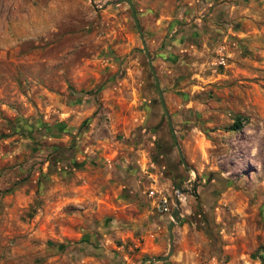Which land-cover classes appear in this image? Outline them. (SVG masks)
I'll use <instances>...</instances> for the list:
<instances>
[{"label": "rangeland", "instance_id": "1", "mask_svg": "<svg viewBox=\"0 0 264 264\" xmlns=\"http://www.w3.org/2000/svg\"><path fill=\"white\" fill-rule=\"evenodd\" d=\"M107 1L0 0V264L165 255L185 184L172 255L145 264H264V0H131L175 139Z\"/></svg>", "mask_w": 264, "mask_h": 264}, {"label": "water", "instance_id": "2", "mask_svg": "<svg viewBox=\"0 0 264 264\" xmlns=\"http://www.w3.org/2000/svg\"><path fill=\"white\" fill-rule=\"evenodd\" d=\"M120 2H126L128 4V6H129V8H130L131 16L133 18L135 27H136L137 32L139 34V38L141 40L144 53H145V55H146V57L148 59V62L150 64V68H151V71H152V74H153V77H154V80H155L156 87L158 89V93H159V96H160V100L162 102V106L164 108V112H165L166 118H167L168 123L170 125V128L172 130L173 137L175 139L174 131L172 129V124H171V121H170V117L168 115V112H167V110H166V108L164 106V102H163V99H162V92L160 91V88H159L158 78H157L155 70H154V68H153V66L151 64V57H150V54H149V50H148V48L146 46V43H145V40H144V37H143V33H142V29H141V26L139 24L138 17H137L136 11H135V7H134L132 1L131 0H109V1H107V4H116V3H120ZM180 213H181L180 206L176 205L175 208H174L173 213L171 214L172 220L168 224V244H169V247H168L167 254L161 255V256H145V257L142 258V260L140 261L139 264H145L147 262H163V261H166L172 255V252H173V249H174V246H173V227H174L175 223H178L180 221V218H181V214ZM258 258L261 261H263V259L260 256Z\"/></svg>", "mask_w": 264, "mask_h": 264}, {"label": "built area", "instance_id": "3", "mask_svg": "<svg viewBox=\"0 0 264 264\" xmlns=\"http://www.w3.org/2000/svg\"><path fill=\"white\" fill-rule=\"evenodd\" d=\"M188 181H190V180H188ZM191 193H192L191 184H185L184 187H181V188H178L175 190V192H174L175 203H176V205L180 206V209L182 208V206H184L187 203L188 198L191 196ZM154 194H155L154 190L151 189L149 191V195L152 196ZM159 202H160L159 205L162 207V209L167 211L168 207L165 205L166 204V198L164 196H160Z\"/></svg>", "mask_w": 264, "mask_h": 264}, {"label": "crops", "instance_id": "4", "mask_svg": "<svg viewBox=\"0 0 264 264\" xmlns=\"http://www.w3.org/2000/svg\"><path fill=\"white\" fill-rule=\"evenodd\" d=\"M104 188L105 187H102L101 190H103ZM112 191H113V195L112 196L105 195V194L109 193L108 190H104V193L100 191V194L96 198L98 199V201H102L103 203L107 204L108 207H110L111 209L114 210V209L118 208V205H117L118 201H116V200L119 199L121 193H120V188L116 187L115 184H112ZM113 197L116 198V199H113ZM103 198H107V199H103ZM154 202H155V200H154Z\"/></svg>", "mask_w": 264, "mask_h": 264}, {"label": "trees", "instance_id": "5", "mask_svg": "<svg viewBox=\"0 0 264 264\" xmlns=\"http://www.w3.org/2000/svg\"><path fill=\"white\" fill-rule=\"evenodd\" d=\"M240 127V121L239 119H236L235 122L232 124V129H239Z\"/></svg>", "mask_w": 264, "mask_h": 264}]
</instances>
